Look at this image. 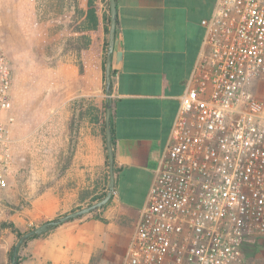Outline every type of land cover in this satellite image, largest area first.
<instances>
[{
  "label": "built area",
  "instance_id": "built-area-1",
  "mask_svg": "<svg viewBox=\"0 0 264 264\" xmlns=\"http://www.w3.org/2000/svg\"><path fill=\"white\" fill-rule=\"evenodd\" d=\"M122 264H242L264 237V0H216ZM14 79L0 50V218Z\"/></svg>",
  "mask_w": 264,
  "mask_h": 264
},
{
  "label": "crops",
  "instance_id": "crops-1",
  "mask_svg": "<svg viewBox=\"0 0 264 264\" xmlns=\"http://www.w3.org/2000/svg\"><path fill=\"white\" fill-rule=\"evenodd\" d=\"M95 2L100 7V28H106L110 2ZM116 2L110 100L117 171L113 198L98 210L107 222L84 214L54 226L21 247L19 264H89L99 253L105 257L107 253L103 250L107 241L118 234L125 236V243L121 253L112 255L115 257L112 262L122 264L135 232L132 224L146 203L170 138L180 98L203 49L205 28L201 21L212 14L216 0ZM51 21L48 17L47 22ZM70 23L69 16L68 28H71ZM105 65L103 50L89 56L86 73L80 74L78 65L72 96L71 79L66 75L67 63H64L63 102L54 112L63 113L65 141L71 137L69 122L73 98L96 97V106L102 108L107 98ZM53 93L54 98L60 97L59 90ZM82 120L77 128L74 155L63 173L64 181H71V184L65 182L63 186L50 187L29 207L2 215L3 219L14 222L20 231L25 232L80 208L99 195L105 169L109 167L105 138L100 121L87 117ZM17 240V234L10 228L0 229V264H11V251Z\"/></svg>",
  "mask_w": 264,
  "mask_h": 264
},
{
  "label": "rangeland",
  "instance_id": "rangeland-1",
  "mask_svg": "<svg viewBox=\"0 0 264 264\" xmlns=\"http://www.w3.org/2000/svg\"><path fill=\"white\" fill-rule=\"evenodd\" d=\"M74 3L75 0H0V50L9 59L14 79L13 119L7 124L11 140L7 212L29 207L50 187L71 184L64 181L63 173L71 146L76 147L77 128L84 117L100 120L104 115L102 108L96 106V97L73 98L69 127L72 124L74 131L65 141L63 113L54 112L63 102L64 63H67L66 75L71 79L72 96L77 84L79 56L66 45L70 36L68 17L72 20ZM48 17L53 21L48 23ZM55 89L60 93L58 99L54 98ZM255 94L264 101V83L258 85ZM80 110L92 113L81 117ZM109 174L107 166L98 194L106 188L108 191ZM99 212L102 211L87 214L95 217ZM2 217L0 224L7 221ZM139 217L140 214L132 224L133 229ZM124 243L125 236L116 235L107 241L105 257L99 253L89 264H113L112 255L121 253ZM242 264H264V237L247 241Z\"/></svg>",
  "mask_w": 264,
  "mask_h": 264
},
{
  "label": "trees",
  "instance_id": "trees-1",
  "mask_svg": "<svg viewBox=\"0 0 264 264\" xmlns=\"http://www.w3.org/2000/svg\"><path fill=\"white\" fill-rule=\"evenodd\" d=\"M72 9H73V12H72L73 14H72V20L70 23V27H71L70 36H69V39L67 40V47L69 49H75L77 51L78 56H79L80 74H84L87 72V63H88L89 56L91 54H96L98 50H103L104 53H106L105 55V63H106L108 41H109L110 16L108 17V27L100 28V14H99L100 7H99V4L95 2V0H85L84 2H82L81 0H75V3L72 4ZM108 104H111V100L106 98V100L101 105L104 115L102 116L100 120L99 118H97V121H100L102 125V132H103L104 138H105V129H106L105 117H106V109H107ZM87 113L91 114L92 112L91 111L85 112L81 110L79 111V115L81 117L86 116ZM110 126H111V131H112V144L114 146L115 139L113 136L114 128H113L112 114L110 118ZM70 129H71V134H72V132L74 131L72 124L70 125ZM105 144H106V141H105ZM74 151H75V148L71 146V156L69 157L68 164L71 162L72 153H74ZM107 164L109 165L108 157H107ZM114 171L115 172L117 171L116 166H114ZM106 193H107V188L101 194L94 196L91 199L90 203H93L95 201L102 199L106 195ZM112 198L108 201V203H106L102 207L90 213H96L99 209L105 207L107 204L111 202ZM94 216L96 217V219H99L103 222H107V219L104 218L103 216H100L99 214H95ZM0 226L2 228H10L13 232L17 234L18 238L23 234V232L20 231L16 227L14 222L12 221H3L1 222ZM34 236L36 235H33L29 237L28 239H26L24 243L21 245V247L24 246L27 243V241ZM21 247L17 255V264H19L22 259L21 254H20ZM12 255H13V250L11 251V257Z\"/></svg>",
  "mask_w": 264,
  "mask_h": 264
},
{
  "label": "water",
  "instance_id": "water-1",
  "mask_svg": "<svg viewBox=\"0 0 264 264\" xmlns=\"http://www.w3.org/2000/svg\"><path fill=\"white\" fill-rule=\"evenodd\" d=\"M110 2V29H109V41H108V50L106 56V65H105V89L107 93V99H110L111 96V87H112V53L115 46V38H116V26H117V2L116 0H109ZM110 118H111V104L107 105L106 109V129H105V141H106V149H107V157L109 163V172L110 179L108 184V191L106 195L93 203H89L84 207L77 208L68 213H65L61 216H58L55 219L47 220L34 228H31L25 232L18 238L15 245L13 246V255L11 257V264H17V255L19 253V249L21 245L24 243L26 239L33 235H40L50 228L57 226L59 224L64 223L72 218H76L82 216L84 214L90 213L106 203L113 197L114 188H115V171H114V151L112 144V131L110 126Z\"/></svg>",
  "mask_w": 264,
  "mask_h": 264
}]
</instances>
